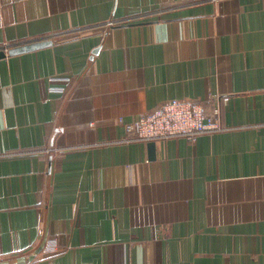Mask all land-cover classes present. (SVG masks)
Segmentation results:
<instances>
[{"label":"crops","instance_id":"crops-1","mask_svg":"<svg viewBox=\"0 0 264 264\" xmlns=\"http://www.w3.org/2000/svg\"><path fill=\"white\" fill-rule=\"evenodd\" d=\"M50 38L0 59V264H264V0H0ZM179 98L221 129L127 133Z\"/></svg>","mask_w":264,"mask_h":264},{"label":"built area","instance_id":"built-area-1","mask_svg":"<svg viewBox=\"0 0 264 264\" xmlns=\"http://www.w3.org/2000/svg\"><path fill=\"white\" fill-rule=\"evenodd\" d=\"M51 89L65 92L63 87ZM125 128L133 138L148 142L172 137L196 139L199 135L220 130L221 124L218 110L210 113L199 101L179 98L166 100L160 107L135 117L125 123ZM55 245V241L49 240L47 248L54 250Z\"/></svg>","mask_w":264,"mask_h":264},{"label":"water","instance_id":"water-1","mask_svg":"<svg viewBox=\"0 0 264 264\" xmlns=\"http://www.w3.org/2000/svg\"><path fill=\"white\" fill-rule=\"evenodd\" d=\"M53 43V39H36L34 41L31 42H23V43H19L16 46H11V47H2L0 49V59H2V57H6L8 55L12 56V55H18L19 53H25V52H30V51H34L35 49L38 48H44L47 46H50ZM100 47L96 48L93 52V54H97L99 51ZM150 148L152 151H154L155 146H156V141L155 140H151L149 142Z\"/></svg>","mask_w":264,"mask_h":264}]
</instances>
